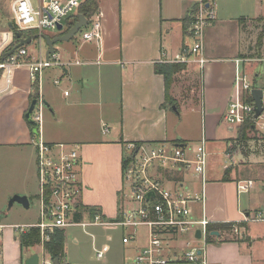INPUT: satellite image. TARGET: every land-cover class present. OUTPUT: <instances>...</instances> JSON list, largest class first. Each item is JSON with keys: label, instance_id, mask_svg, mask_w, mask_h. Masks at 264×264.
<instances>
[{"label": "crops", "instance_id": "1", "mask_svg": "<svg viewBox=\"0 0 264 264\" xmlns=\"http://www.w3.org/2000/svg\"><path fill=\"white\" fill-rule=\"evenodd\" d=\"M96 2V11L101 13V43L82 42L75 48L65 46L61 50L54 47L59 63L54 66L61 67L66 78L63 86H60L61 80L54 70L44 76L43 69L35 80L36 92L47 108V112H42L37 133L24 118L31 94L35 93L26 68L14 69L8 84L0 78V151L5 150L0 152V160L4 156L13 160V165H9L15 176L10 196L27 197L31 194L37 197L38 192L34 193L36 138L47 143L78 144L80 201L84 206L98 210L103 220L110 221L117 216L122 219L134 205L130 201L124 202L123 197L121 199L124 190L121 162L127 144L194 146L203 135L206 142L222 145L218 141L224 139L217 136V130L232 93L235 70L244 64L239 60L243 58V25L248 17L222 13L218 16L215 13V18L203 32L202 67L196 60L187 64L179 62L180 67L171 76L166 90L174 106L169 115L165 81L162 74L154 71V65L169 62L182 47L191 44L192 37L185 33L183 19L191 14L199 0ZM66 24L63 23L64 28ZM58 34L61 33L54 31L47 35ZM13 36V31L0 36V54L17 43L13 44ZM35 42L33 38L30 43ZM25 48L30 56L33 55L28 44ZM46 49L45 44V49L41 50L43 56ZM196 72L199 80L195 85L192 76ZM56 79L59 80L57 84L54 83ZM183 103H186L184 112L179 106ZM193 115H198L200 127L197 118L193 126ZM193 127L194 137L189 134ZM232 130L236 132L228 126V133ZM234 135L226 138L225 155L228 158H232L227 150L228 139ZM186 156L191 157V153L186 152ZM235 164L224 166L217 174L208 171L207 175L206 169L204 213L212 223L237 222L257 212L264 214V156L249 154L245 164ZM189 171L188 167L161 170L157 177L173 190H198L199 179ZM239 180H251L252 186L245 192H238L236 183ZM36 199L38 201V197ZM80 215V220L90 219L85 209ZM192 215L200 218L199 204L193 205ZM251 223L261 224L255 226ZM118 226L122 228L120 244L112 246L98 245L95 235L86 230L87 227L106 229ZM241 226L244 229L238 235L224 231L213 234L206 246L207 264L264 262V221L242 222ZM87 227L83 230L91 237L93 250L107 246L103 258L95 257L100 264H128L148 241V230L141 237L135 228L124 229L115 224ZM130 233L134 234L133 238L124 243L123 236ZM178 239H188V233ZM0 240L4 249L3 264H23L24 259L33 254L21 252L18 238L13 236L11 228ZM175 245L179 248L180 242ZM110 249L115 250V258L107 255ZM41 251L44 257L50 258L42 246ZM63 263L86 264L80 258H67L66 250L59 261V264ZM175 264L183 263L177 260Z\"/></svg>", "mask_w": 264, "mask_h": 264}, {"label": "built area", "instance_id": "2", "mask_svg": "<svg viewBox=\"0 0 264 264\" xmlns=\"http://www.w3.org/2000/svg\"><path fill=\"white\" fill-rule=\"evenodd\" d=\"M80 0H12L10 4L11 20L17 30L35 32L38 44V54L29 55L25 46L16 48L11 54L1 58L0 78L8 84L11 74L16 68H26L29 78L35 81L42 70L59 65L56 52L46 59L42 55L41 43L44 31H58L57 25L76 13ZM199 10L191 31L192 41L189 46L182 47L175 54L173 62L188 63L192 60L198 62L201 68L203 58V32L205 27L215 18L214 3L208 0H199ZM78 32L82 42L95 40L101 43V13L95 11L90 20ZM247 59H240L243 62ZM264 61V58H253ZM249 61V60H248ZM75 63H80L75 60ZM259 79V83H257ZM58 79L54 81L55 84ZM252 89L261 90V109L255 115V102L251 94ZM44 102L38 96L32 110L31 117L37 123L41 122ZM222 120L230 128L235 129L244 124L250 125L248 133L264 137V75L259 73L249 75L244 69L237 67L234 74L232 93ZM35 165L38 180L39 219L31 224H1L0 233L7 227L12 232H26L30 228L39 230V244L48 240L53 228H63L68 225H79L83 229L87 226L115 224L124 229L129 226L145 225L148 230V241L132 257L128 264H175L181 260L183 264H207L206 246L208 220L204 213L206 202V169L207 150L206 140L202 135L194 146L184 144H127L126 151L130 153L131 160L122 172L123 181L128 182L132 191V208L125 212L122 219L105 221L96 212L89 220H75L77 205L82 191L79 180L78 166L80 163L79 145L76 143H47L39 137L35 142ZM191 153V157L186 156ZM188 167L199 179L198 190L180 192L170 189L162 184L157 174L161 170H180ZM150 169L153 172H150ZM252 186L251 180H239L236 183L238 192H245ZM152 194L146 198V195ZM201 206L200 218H194L193 205ZM264 221V214L257 212L251 216H244L240 221H231L229 227L231 234H240L242 222ZM196 229L200 236H195ZM215 231V230H213ZM211 231V232H213ZM210 235L214 236L212 233ZM218 232V231H217ZM227 232V231H224ZM190 234L188 239L180 240L178 237ZM133 233L123 236L122 241L128 242ZM1 238V236H0ZM18 238V237H17ZM180 246L175 247V244ZM107 246L95 248V257L103 258ZM177 256V257H176ZM0 264H3V249L0 240ZM39 264H52L51 258H39ZM71 264V263H63Z\"/></svg>", "mask_w": 264, "mask_h": 264}, {"label": "rangeland", "instance_id": "3", "mask_svg": "<svg viewBox=\"0 0 264 264\" xmlns=\"http://www.w3.org/2000/svg\"><path fill=\"white\" fill-rule=\"evenodd\" d=\"M12 0H0V36L4 33H8L10 30L7 27V22L11 18L10 12V4ZM82 1V0H80ZM208 2V0H205ZM214 3L213 9L218 16L222 15H233L237 17H248L245 19L243 25V48L241 57L247 59L243 61V65L241 64L240 70L244 69L249 75H253L254 73H259L260 76L264 75V61H257L253 60V58H264V0H212ZM199 10V5L194 6L193 11L191 14L184 19V25L186 27L185 33L191 34L190 29L192 28L194 21L196 19L197 11ZM63 23H66V20H63ZM46 34H52L54 31H44ZM5 40V39H3ZM71 40V41H69ZM65 40V41H57L54 44L56 49L61 50V48H65V46H70V48H75L80 43H82V39L80 36V32H77L72 39ZM96 42L95 40H93ZM69 44V45H68ZM29 52L33 55L37 56L38 54V44L30 43L28 44ZM45 49L44 42L41 43V50ZM249 60V61H248ZM169 62L173 63L172 60ZM187 64V63H186ZM61 67L53 66L49 68H45L44 76L48 73L51 74L57 71V76L59 80H61V85L63 86V82L65 81V75L62 73ZM197 73V72H196ZM53 74V73H52ZM59 74V75H58ZM192 80L194 81L195 85L196 82L199 80V74H195L192 76ZM257 83H259V79H257ZM186 104V103H185ZM185 104H179L182 112L185 111L186 107ZM173 104L170 107L168 103V113L169 115L172 114ZM43 110L47 112V108L44 105ZM192 124L193 126L196 124L199 119L193 115ZM198 126L200 127V119L198 121ZM189 134L194 137L195 130L194 127L190 128ZM235 134V135H234ZM234 135V137L229 138L230 144L228 146V153L231 155L232 158H228L225 155V149L227 147L226 138L228 136ZM217 136L224 140H219L222 145H219L215 142H206V150H207V175L208 171L210 174L212 173H219L223 170V167L226 165H230L232 163H242L245 164L247 161V156L249 154L254 156H264V137L253 135L248 133L244 140L236 139L238 135L234 130L228 133V125L225 124L223 121L220 122L217 130ZM2 153L5 150L0 151ZM130 153V151H126ZM126 152L124 154H126ZM242 154H241V153ZM232 160V161H231ZM240 161V162H239ZM2 163L4 165H2ZM13 160H9L7 156L3 157V160H0V223L1 224H28V223H36L39 219V203L37 201V197L29 194L28 201L29 207L24 208L18 202H13V206H9V200L12 196H10L12 187H13V180H14V172H12L13 168L9 167V165H13ZM235 164V165H236ZM35 165V163H34ZM36 166V165H35ZM36 169V168H35ZM192 171V170H191ZM189 171V174L191 173ZM152 173L153 170L150 169ZM124 190L123 193L121 192V199L123 197L124 202L130 201L132 203V191L131 188L128 186V182L124 180ZM38 192V180L36 175V185L34 189V193ZM250 224V223H249ZM261 224V223H259ZM257 223H251V225H259ZM114 225V224H113ZM129 228L136 229V234L140 235L141 237L146 235L147 227L145 225H139L137 227L129 226ZM65 229V236H64V250H66L67 258H80L86 264H100V262L96 261L94 250L92 249L91 245V237L86 234L83 228L79 225H68L64 227ZM134 229V230H135ZM10 228H5L1 233L0 236L3 238L5 235L9 233ZM87 231L93 233L96 237L97 244H107L112 246L120 242L121 235H122V228H106L103 229L102 227H87ZM191 233L188 234V238L190 237ZM238 235V234H237ZM13 236L16 238L18 237L17 233L13 232ZM109 237V238H108ZM76 240L77 242H74ZM120 244V243H119ZM109 246V248H110ZM3 249V248H2ZM22 253H36L39 257H43V253L41 251L40 244H35L32 247L26 248L22 250ZM4 254V249H3ZM111 258L116 257V252L114 249H110L108 254ZM106 255V256H107ZM261 264H264L261 263Z\"/></svg>", "mask_w": 264, "mask_h": 264}, {"label": "trees", "instance_id": "4", "mask_svg": "<svg viewBox=\"0 0 264 264\" xmlns=\"http://www.w3.org/2000/svg\"><path fill=\"white\" fill-rule=\"evenodd\" d=\"M96 10H97L96 0H82V1H80L79 6L77 8V12L66 18L67 24H66V27L63 29L62 33L66 32L68 30V28L71 27L73 22L77 21V14L78 13H82L88 22ZM184 19H183V22H184ZM8 22H11V24L13 26L12 30H10V28L8 27ZM8 22H7V27L9 28L10 31H13V33L15 31H18L17 27L15 26V24L13 23V21L11 19H9ZM183 29H184V31L186 29L184 23H183ZM18 32L20 33L21 37H27V36H34L35 35V32H26V31H22V30H19ZM13 39H14L13 44L18 42V39L15 36H13ZM13 44L11 46H13ZM179 67H180L179 62L155 63V65H154V71L156 73H160L163 75V78L165 81V101L167 104L168 103L172 104L174 102L173 99L170 96H168L166 89H167L168 84L170 83V81L172 79L171 78L172 74L175 73ZM32 85H33V89H34L35 93L31 94L30 101L34 98L37 99V97H38V94L36 92L35 81H33ZM27 123L31 127V130L33 131V125L28 121H27ZM249 130H250V125L248 123L242 124L238 128V131H237L238 137L236 139L244 140L247 137L246 135L248 134ZM177 143H181V142L178 141ZM139 144L140 143H135V146H137ZM131 159H132L131 155H128V156L127 155L125 156V154L123 155L122 162H121L122 172ZM84 209L88 211L89 217H92L94 213L98 212V210H96L95 208H88V207L84 206L81 202H79L77 205V213L78 214H76L75 220L81 219L80 212ZM119 219L120 218L117 216L115 219L110 220V221H116ZM231 224H232V222L211 223L208 225V232L210 233L213 230L229 232L230 231L229 227L231 226ZM209 233L207 235V241L208 242L213 238V236L210 235ZM64 236H65L64 235V228L55 227L50 232L48 240H46L43 243V250L51 259L58 258L59 261H62V257H63V253H64ZM35 244H39V230L37 228H30L26 232L21 233L18 236V245H19L21 252L23 249L32 247Z\"/></svg>", "mask_w": 264, "mask_h": 264}, {"label": "water", "instance_id": "5", "mask_svg": "<svg viewBox=\"0 0 264 264\" xmlns=\"http://www.w3.org/2000/svg\"><path fill=\"white\" fill-rule=\"evenodd\" d=\"M86 24H87V20H86L85 16L82 13H78L77 14V21L73 22L71 27L68 28V30L66 32L62 33L64 26L62 23H59L57 25V30L61 34H58V35L53 36V37H51L47 34H42L41 37L44 40L46 47H47V49L45 51V58L47 59L50 54L55 52L54 44L57 41H65V40L71 39ZM8 27L10 28V30L13 29L11 22H8ZM14 36L18 39V42L9 51L4 52L1 55V58H4L6 55L11 54L16 48L29 44L33 38H37V35L27 36L26 38H23L20 36V33L18 31L14 32ZM251 94H252L254 102H255V115H257L261 109V107H260V105H261V90L260 89H252ZM35 103H36V98H34L30 101V103H29V105H28V107L24 113V118L26 121L30 122L33 125V132L37 133L38 125L31 117L32 110L34 108ZM151 194L152 193L149 192L146 195V198H148ZM13 202H18L25 208H27L29 205L28 199L24 195H13L9 200V206H11L13 204ZM211 233L217 235L218 232L213 231ZM195 236L197 238H199V236H200V230L199 229H196ZM39 258L40 257L38 254L33 253L24 259L23 264H39ZM52 264H59V259L58 258L52 259Z\"/></svg>", "mask_w": 264, "mask_h": 264}]
</instances>
